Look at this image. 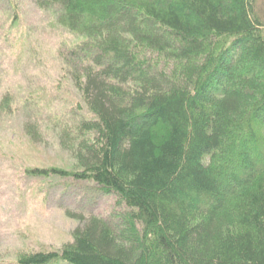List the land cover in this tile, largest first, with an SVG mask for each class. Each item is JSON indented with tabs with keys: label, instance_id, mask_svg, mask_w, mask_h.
Wrapping results in <instances>:
<instances>
[{
	"label": "trees",
	"instance_id": "16d2710c",
	"mask_svg": "<svg viewBox=\"0 0 264 264\" xmlns=\"http://www.w3.org/2000/svg\"><path fill=\"white\" fill-rule=\"evenodd\" d=\"M29 1L74 38L57 44L55 90L78 100L45 123L72 166L23 174L90 183L115 202L105 217L67 212L69 242L13 263L264 264V0ZM2 2L17 31L20 0ZM47 96L2 104L50 107Z\"/></svg>",
	"mask_w": 264,
	"mask_h": 264
},
{
	"label": "rangeland",
	"instance_id": "374dc122",
	"mask_svg": "<svg viewBox=\"0 0 264 264\" xmlns=\"http://www.w3.org/2000/svg\"><path fill=\"white\" fill-rule=\"evenodd\" d=\"M4 4L0 0V264H14L20 251L54 250L69 242L78 221L67 212L105 217L115 201L90 183L24 176L27 167L69 170L74 163L71 148L60 143L56 129L45 126L52 123V115L70 117L77 112L76 91L70 85L55 90L60 71L57 44L63 38L72 44L74 38L64 32L57 36L48 27L51 15L29 0H20L19 27L7 33ZM35 93H48L50 107L36 99L37 104L28 102L6 113L4 98L20 101ZM25 124L34 126V140L25 133Z\"/></svg>",
	"mask_w": 264,
	"mask_h": 264
}]
</instances>
